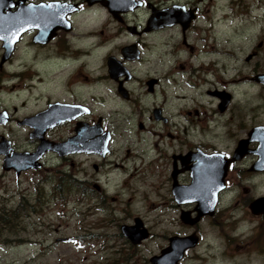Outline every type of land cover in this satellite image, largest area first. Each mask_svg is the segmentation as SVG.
Returning a JSON list of instances; mask_svg holds the SVG:
<instances>
[{"label":"flooded vegetation","instance_id":"af4514ba","mask_svg":"<svg viewBox=\"0 0 264 264\" xmlns=\"http://www.w3.org/2000/svg\"><path fill=\"white\" fill-rule=\"evenodd\" d=\"M202 1L0 0V172L41 171L43 184L63 172L47 181L56 192L48 199L67 202L75 186L113 221L110 174L158 169L179 218H194L197 201L176 199L173 184L189 185L196 168L218 160L226 170L217 201L241 188L250 210L264 196L252 189L264 176V121L236 98L247 77L234 79L226 60L263 0ZM221 24L229 29L218 46ZM258 32L243 58H255L253 68L263 65ZM117 185L115 193L126 180ZM140 227L147 235L138 243L149 236Z\"/></svg>","mask_w":264,"mask_h":264},{"label":"rangeland","instance_id":"374dc122","mask_svg":"<svg viewBox=\"0 0 264 264\" xmlns=\"http://www.w3.org/2000/svg\"><path fill=\"white\" fill-rule=\"evenodd\" d=\"M234 15V11L226 14L228 20ZM255 20V27L241 23L246 39L238 42L233 58L226 61L233 66L228 73L234 79L247 77L246 83L237 82L236 98H241L243 106H256L255 119L264 121V86L250 80L256 70L264 69V47L263 65L253 68L255 58L249 62L243 59L256 46L259 28L264 34V0L263 6L257 8ZM231 26L235 27V23ZM219 27L217 44L223 46L224 42L218 41L229 28L222 24ZM219 60L224 64V58ZM22 138L19 131L20 142ZM40 172H21L19 176L0 172V264H152L150 257L167 245L169 236L193 232L199 241L186 250L179 264H264V209L250 211L240 198L241 188L227 197L220 196L211 216L189 225L180 220L179 209L171 206L175 201L158 169L135 171L131 176L126 172L125 178L114 172L107 189L118 198L108 203L114 208L112 221L95 199L80 195L75 186L68 187L67 202L48 199L56 192L54 182L47 181H56L55 177L64 173H48L43 184ZM123 180L125 187L115 193L121 185L114 186V182ZM252 189L264 194V176L253 179ZM43 195L46 201H38ZM129 195L133 197L127 203ZM134 216L149 232L138 244H132L120 229L122 224H133Z\"/></svg>","mask_w":264,"mask_h":264},{"label":"water","instance_id":"95a60500","mask_svg":"<svg viewBox=\"0 0 264 264\" xmlns=\"http://www.w3.org/2000/svg\"><path fill=\"white\" fill-rule=\"evenodd\" d=\"M253 79L255 81L260 82L261 84L264 85V73L256 74L253 77ZM101 144L100 145L104 147V145L106 144L105 143V140H103V142ZM27 157L28 156H26V158ZM263 157H264V151H263ZM28 158H29L30 161H32L31 160L32 159L31 157H28ZM210 164L208 166H206V168H204L203 170H194L193 180H192L193 183L190 184V185H188V186H183V188H191L194 184H197V186H198V188L200 190V194H201L202 191L205 192L207 190V187L210 184V182H211L212 179H213L212 187H214V182L215 181L216 182L223 181V176L225 174L226 167H223V168L219 167L218 168V166H217V167H215V168L212 169L211 166L213 165V162L210 163ZM220 168H221V170L223 169V171L219 170ZM219 173L220 174L222 173V174L220 175ZM200 178H203V179L199 181ZM175 188L176 187L173 184V193H174L176 199L181 198V197H185L186 198V199H184L185 201L187 199H189V200H196V198L194 197L195 198L194 199L191 194H185V192H187V190H182L183 188H181V187H177L176 189ZM216 189L218 190L219 187L218 188H214V191L212 193L213 194L212 199H210V200L207 201L204 198V200L206 202L204 205L200 204L199 201L196 200L198 202V206H197V216L196 217L189 218V213L188 212H186V213L183 212L182 215H181V217H180L181 220L184 223H186V224H191L192 225L195 222H197L201 216H203L205 214L211 215L213 213V211H214V206H215V203H216V192H217ZM200 206H201V208H200ZM250 206H251L252 211H254V212H256V211H262L264 209V197H260V198L256 199L254 202L251 203ZM135 222L136 223L134 225H122L121 226V230H122L123 234L126 235L133 243H138L142 238H144L147 235V232L145 231V229H140L141 222H140L139 219H135ZM173 241H177V242L178 241H182V242H184V244H181L179 246V248H178V250L176 252V255L172 254V261H173L172 264H178V260L182 257L183 251L186 248H189V247L194 246L196 244V242H197V237H195L193 235L182 236V237H180V236H172V237H170L169 238V244H168V246H166L165 248H163L161 250V254L160 255L152 256L150 258V261L153 264H166V256L170 253V251L172 249Z\"/></svg>","mask_w":264,"mask_h":264},{"label":"bare ground","instance_id":"6f19581e","mask_svg":"<svg viewBox=\"0 0 264 264\" xmlns=\"http://www.w3.org/2000/svg\"><path fill=\"white\" fill-rule=\"evenodd\" d=\"M194 193H199V195H202L201 199L198 198L199 196L197 194L195 195L196 196L195 197L196 200L199 201V203L202 204V205H204L206 203L204 198L207 201L209 200L208 193H204V191H202V193L200 194V190H199L197 184H194L189 191L185 192V194H194ZM201 206H200V208H201ZM181 244H184V242H182V241H178V242L177 241H173L172 249H171L170 253L166 256V264H172L173 263L172 254L176 255V252H177V250H178V248H179V246Z\"/></svg>","mask_w":264,"mask_h":264}]
</instances>
